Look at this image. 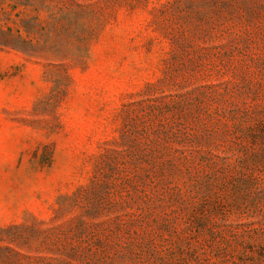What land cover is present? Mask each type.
Here are the masks:
<instances>
[{"label":"rangeland","instance_id":"1","mask_svg":"<svg viewBox=\"0 0 264 264\" xmlns=\"http://www.w3.org/2000/svg\"><path fill=\"white\" fill-rule=\"evenodd\" d=\"M0 264H264V0H0Z\"/></svg>","mask_w":264,"mask_h":264}]
</instances>
